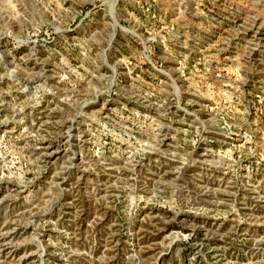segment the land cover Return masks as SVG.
Listing matches in <instances>:
<instances>
[{"label": "rangeland", "instance_id": "1", "mask_svg": "<svg viewBox=\"0 0 264 264\" xmlns=\"http://www.w3.org/2000/svg\"><path fill=\"white\" fill-rule=\"evenodd\" d=\"M0 264H264V0H0Z\"/></svg>", "mask_w": 264, "mask_h": 264}, {"label": "bare ground", "instance_id": "2", "mask_svg": "<svg viewBox=\"0 0 264 264\" xmlns=\"http://www.w3.org/2000/svg\"><path fill=\"white\" fill-rule=\"evenodd\" d=\"M116 2V1H115Z\"/></svg>", "mask_w": 264, "mask_h": 264}]
</instances>
